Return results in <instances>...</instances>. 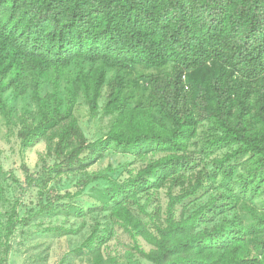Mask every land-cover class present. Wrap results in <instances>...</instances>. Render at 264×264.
Wrapping results in <instances>:
<instances>
[{
  "label": "trees",
  "instance_id": "16d2710c",
  "mask_svg": "<svg viewBox=\"0 0 264 264\" xmlns=\"http://www.w3.org/2000/svg\"><path fill=\"white\" fill-rule=\"evenodd\" d=\"M169 64L171 72L151 80L149 103L129 106L122 87L113 88L103 107L114 117L110 130L105 138L87 140L74 106L82 96L96 116L108 67ZM8 93L25 101L18 131L23 150L46 140L59 172L85 170L113 145L138 155L164 153L106 190L111 218L152 247L139 250L146 260L264 264V208H249L246 226L238 215L222 216L231 204L220 194L177 216L179 207L214 190L220 177L230 181L240 167L243 191L251 187L257 194L264 187V0H0L3 115ZM224 149L229 152L223 157L207 160ZM164 188L166 218L155 213L151 230L125 204ZM229 192L236 206L244 203L233 188ZM219 215L217 225L200 230ZM20 222L14 211L5 224V256ZM96 234L97 228L84 245ZM92 264L109 263L97 250Z\"/></svg>",
  "mask_w": 264,
  "mask_h": 264
},
{
  "label": "rangeland",
  "instance_id": "374dc122",
  "mask_svg": "<svg viewBox=\"0 0 264 264\" xmlns=\"http://www.w3.org/2000/svg\"><path fill=\"white\" fill-rule=\"evenodd\" d=\"M172 70L173 64L161 69L108 67L96 116L90 114L86 99L82 96L74 106V114L87 140L95 142L108 134L114 117L106 114L103 107L113 88L122 87V97L129 106L149 103L151 80ZM72 71L76 74L77 67H73ZM52 89L53 83H48V92ZM61 93H64L63 85ZM6 99L9 111L6 115L0 114V260H4L3 264H92L97 250L101 251L109 264H152L139 253V250L149 252L152 247L111 218L113 204L106 197V190L126 182L131 172L136 174L150 161L164 156V153L147 149L148 152L138 155V150H123L113 145L85 170L76 168L59 172L53 169L57 159L48 155L46 140H39L34 146L23 150L18 131L21 117L26 111L25 101L9 93ZM205 132V128L200 129V138L204 137ZM192 151L201 155L199 147H193ZM227 152L228 149L217 150L207 160L212 162ZM244 172L245 169L240 167L230 181L220 177L214 190L203 192L184 207H179L177 216L183 209L189 215L206 205L211 198L224 194L230 198L228 202L231 205L225 208L222 216L230 220L238 215L248 226L251 223L248 209L264 208V187L257 194L250 192L251 187L243 191L238 179ZM232 188L241 196L243 204L236 206L229 192ZM177 192L179 189L175 190ZM46 205H50V208L45 209ZM125 205L153 230L157 219L155 213H159L161 221L166 218L168 189L150 194L142 192L135 198H127ZM14 211L21 222L8 239L11 248L5 256V224ZM220 219L221 215L216 216L212 222L201 225L200 230L212 228ZM95 228L97 234L93 242L85 246Z\"/></svg>",
  "mask_w": 264,
  "mask_h": 264
}]
</instances>
